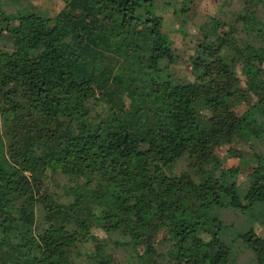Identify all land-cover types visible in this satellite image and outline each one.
<instances>
[{
    "label": "trees",
    "instance_id": "16d2710c",
    "mask_svg": "<svg viewBox=\"0 0 264 264\" xmlns=\"http://www.w3.org/2000/svg\"><path fill=\"white\" fill-rule=\"evenodd\" d=\"M70 2L44 18L0 0V264H237L264 229V175L240 180L264 161V0L200 24L184 74L153 0ZM217 145L240 163L221 168ZM91 229L104 236L88 246ZM250 255L264 264V240Z\"/></svg>",
    "mask_w": 264,
    "mask_h": 264
},
{
    "label": "rangeland",
    "instance_id": "374dc122",
    "mask_svg": "<svg viewBox=\"0 0 264 264\" xmlns=\"http://www.w3.org/2000/svg\"><path fill=\"white\" fill-rule=\"evenodd\" d=\"M17 1V0H16ZM251 0H153V14L157 17V27L160 31V35H165L164 48L167 51L176 53L179 66V71L184 74L190 71L189 59L193 54L197 45V28L205 22L208 18L225 14L232 18L233 13L240 10H245L249 7ZM23 6L28 7L32 5L36 8L39 14L44 18H54L58 15L63 7V0H21ZM85 3L83 0H71L69 7L72 15H80L84 9ZM18 5L9 8L7 10H17ZM158 31V32H159ZM2 40L0 39V47H6L8 37L5 33H2ZM102 41V40H101ZM98 41L96 45L99 48H103L106 44ZM85 48V47H84ZM110 57L116 60H121L122 53L119 50L109 48ZM86 53L91 57V61L94 64L92 72V80L94 88L97 93L105 94L112 106L116 108L119 105V100L115 91V68L110 67L108 62L104 63L101 57L98 59L93 58V45L85 48ZM114 61V60H113ZM104 65V66H103ZM108 66V68L106 66ZM102 67V68H101ZM241 83L234 89L235 94L233 96V106L235 110L241 113L245 109L243 100V93L241 90L245 87L243 78L240 79ZM229 146H215L211 157L215 158L221 168H229L237 166L239 162L238 157L230 156L227 153ZM233 148L239 149L238 145H234ZM242 149L245 153V149ZM264 175V161L260 163L254 171L242 175L240 180L246 184H254L258 181L259 177ZM232 214V215H231ZM227 213L226 218H229L230 222L237 227H240L242 218L238 219L239 212ZM236 215L237 218H234ZM255 237L246 245L247 248L237 256V264H252L250 262V252L256 251L263 244L264 229L258 224L253 225ZM103 233L91 229L88 246L93 245L94 242H99L103 238ZM188 243L197 244L196 240L192 236H188Z\"/></svg>",
    "mask_w": 264,
    "mask_h": 264
}]
</instances>
